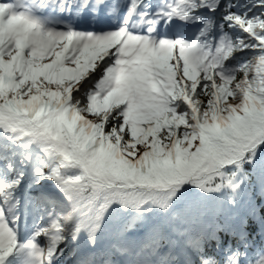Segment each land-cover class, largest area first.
<instances>
[{
	"label": "snow or ice",
	"instance_id": "1",
	"mask_svg": "<svg viewBox=\"0 0 264 264\" xmlns=\"http://www.w3.org/2000/svg\"><path fill=\"white\" fill-rule=\"evenodd\" d=\"M0 264H264V0H0Z\"/></svg>",
	"mask_w": 264,
	"mask_h": 264
}]
</instances>
